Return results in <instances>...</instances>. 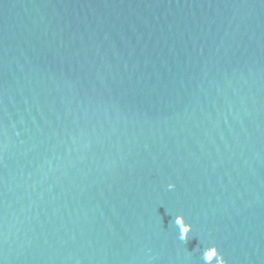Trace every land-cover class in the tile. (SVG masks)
Segmentation results:
<instances>
[{
	"label": "water",
	"instance_id": "95a60500",
	"mask_svg": "<svg viewBox=\"0 0 264 264\" xmlns=\"http://www.w3.org/2000/svg\"><path fill=\"white\" fill-rule=\"evenodd\" d=\"M0 264H264V0H0Z\"/></svg>",
	"mask_w": 264,
	"mask_h": 264
},
{
	"label": "clouds",
	"instance_id": "9594fccd",
	"mask_svg": "<svg viewBox=\"0 0 264 264\" xmlns=\"http://www.w3.org/2000/svg\"><path fill=\"white\" fill-rule=\"evenodd\" d=\"M171 187V186H170Z\"/></svg>",
	"mask_w": 264,
	"mask_h": 264
}]
</instances>
